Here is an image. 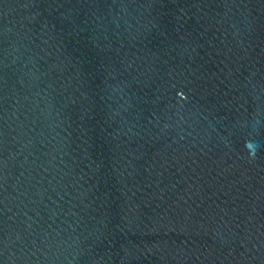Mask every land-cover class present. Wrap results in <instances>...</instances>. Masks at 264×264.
I'll list each match as a JSON object with an SVG mask.
<instances>
[{"label": "water", "instance_id": "water-1", "mask_svg": "<svg viewBox=\"0 0 264 264\" xmlns=\"http://www.w3.org/2000/svg\"><path fill=\"white\" fill-rule=\"evenodd\" d=\"M0 264H264V0H0Z\"/></svg>", "mask_w": 264, "mask_h": 264}]
</instances>
